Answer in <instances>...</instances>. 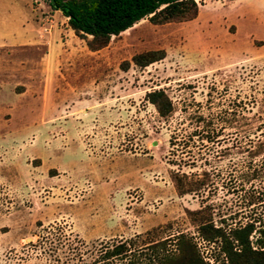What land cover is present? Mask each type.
<instances>
[{
	"label": "rangeland",
	"instance_id": "374dc122",
	"mask_svg": "<svg viewBox=\"0 0 264 264\" xmlns=\"http://www.w3.org/2000/svg\"><path fill=\"white\" fill-rule=\"evenodd\" d=\"M196 1L191 19L142 17L90 52L61 12L41 27L47 0H0V264H128L100 253L178 232L225 264L189 213L203 205L264 247V0Z\"/></svg>",
	"mask_w": 264,
	"mask_h": 264
},
{
	"label": "trees",
	"instance_id": "16d2710c",
	"mask_svg": "<svg viewBox=\"0 0 264 264\" xmlns=\"http://www.w3.org/2000/svg\"><path fill=\"white\" fill-rule=\"evenodd\" d=\"M51 9H57L66 17V23L73 33L84 40L89 50L105 46L111 35L132 25L142 17L151 23L182 21L193 18L197 13L196 0H47ZM163 48L145 49L131 54L130 61L143 66L162 58ZM129 60L120 61L126 68ZM145 98L154 106L160 116L170 109V100L161 88L145 92ZM178 192L191 190L184 187V173H173ZM206 206L192 209L189 213L197 219V230L202 239L216 242L218 252L223 253L225 264H264V247H260V237H255L257 246L253 247L248 238L253 229L252 222L228 226L215 224L211 216L205 215ZM172 240L173 246L167 242ZM118 256L127 257L128 264L146 258L154 264H206L190 237L178 232L173 238L149 239L142 245H135V239L119 240L105 246L100 253L102 261Z\"/></svg>",
	"mask_w": 264,
	"mask_h": 264
},
{
	"label": "crops",
	"instance_id": "0c3cea01",
	"mask_svg": "<svg viewBox=\"0 0 264 264\" xmlns=\"http://www.w3.org/2000/svg\"><path fill=\"white\" fill-rule=\"evenodd\" d=\"M59 12L60 11L57 10V9H52V12H50L49 15H43V16H41L40 17L41 27L50 32L51 29H53L52 25L54 26L53 17H55V14H57ZM62 22H64V25H62L63 26V32L64 33H67V34H69L71 32L73 34V31L71 30V28L66 23V17L64 15H62V21H61V23ZM45 23H48V24L47 25H44ZM60 28L61 27H58L59 35H61V33H60L61 32V29ZM47 44H50V42L47 41ZM88 51L93 52L94 50H88Z\"/></svg>",
	"mask_w": 264,
	"mask_h": 264
}]
</instances>
